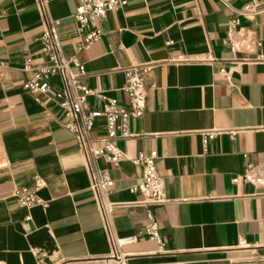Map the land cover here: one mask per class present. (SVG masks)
<instances>
[{"label":"crops","instance_id":"obj_1","mask_svg":"<svg viewBox=\"0 0 264 264\" xmlns=\"http://www.w3.org/2000/svg\"><path fill=\"white\" fill-rule=\"evenodd\" d=\"M41 1L0 0V264H117L119 253L131 264H264V0H127L106 13L101 37L78 53L82 82L124 102V69L154 67L133 135L116 139L123 158L97 160L113 184L96 193L62 123L56 94L71 98L70 86L54 75L44 94L22 87L25 59L43 61V28L58 21L66 55L77 40L78 0H47L44 12ZM253 4L258 12L239 13ZM102 105L96 95L85 104ZM214 128L238 131L204 146L199 131ZM104 133L100 118L90 136ZM151 150L164 182L153 210L163 251L145 236L144 195L133 190L142 167L130 158ZM19 187L46 206L20 205ZM129 236L136 241L115 242Z\"/></svg>","mask_w":264,"mask_h":264},{"label":"built area","instance_id":"obj_2","mask_svg":"<svg viewBox=\"0 0 264 264\" xmlns=\"http://www.w3.org/2000/svg\"><path fill=\"white\" fill-rule=\"evenodd\" d=\"M127 0H78V5L72 14L75 23L77 40L74 43V53L66 55L63 51L62 41L56 30L58 21H54L50 27L42 29L37 39L39 42V52L43 57L41 63H35L31 57H27L23 64V71L29 74L23 82L24 90L33 93L44 94L49 85L51 77L58 75L62 83H67L72 91L69 98L64 90L56 94L58 105L64 110L62 123L68 129L75 132L77 136V149L85 161V169L89 177V188L93 192L106 190L113 184V179L109 172L97 166V160L103 159L105 163L116 164L124 156L123 151L117 146V138H127L133 135L129 130V119L141 117L146 108L147 90L145 77L150 73L154 65L152 63L133 62L124 69L125 83L120 87V91L125 95V101L120 102L116 98L105 97L100 92L92 91L83 82L82 78L86 74L84 64L78 58V53L87 49L93 42L102 35L101 21L109 11L121 9ZM47 0L39 3V9L44 12ZM259 8L256 4L246 5L240 14L256 13ZM238 24L237 19H232L229 23V31ZM171 60H179L171 58ZM96 95L103 99L101 109H90L85 106L89 96ZM103 119L105 133L96 138L90 136L95 122ZM238 129H203L199 131L201 141L205 146L211 139L222 133L233 135ZM97 142V145H94ZM157 151L151 150L146 154L140 153L136 157L130 158L133 164L142 167V177L134 187V191H139L144 195L142 205L146 207V223L144 226L145 236L154 241L159 251L164 250V241L160 235L159 225L153 210L159 206L163 199L161 191L164 182L160 176L156 160ZM237 181V179H234ZM44 185L41 179L35 180V187ZM12 197L22 206L29 208L35 204L46 206L33 190L26 187L16 188ZM136 237L129 236L115 238L118 245L132 243ZM117 264H131L127 255L119 253L113 257Z\"/></svg>","mask_w":264,"mask_h":264}]
</instances>
